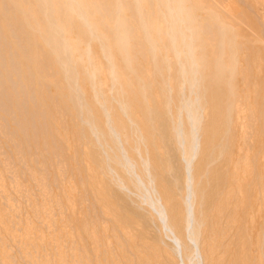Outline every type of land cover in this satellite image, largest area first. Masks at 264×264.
<instances>
[{
	"label": "bare ground",
	"instance_id": "6f19581e",
	"mask_svg": "<svg viewBox=\"0 0 264 264\" xmlns=\"http://www.w3.org/2000/svg\"><path fill=\"white\" fill-rule=\"evenodd\" d=\"M161 2L0 0V264H264V12Z\"/></svg>",
	"mask_w": 264,
	"mask_h": 264
},
{
	"label": "clouds",
	"instance_id": "9594fccd",
	"mask_svg": "<svg viewBox=\"0 0 264 264\" xmlns=\"http://www.w3.org/2000/svg\"><path fill=\"white\" fill-rule=\"evenodd\" d=\"M158 30L178 48L190 46L195 39V25L186 0H162ZM195 52V49H192Z\"/></svg>",
	"mask_w": 264,
	"mask_h": 264
},
{
	"label": "rangeland",
	"instance_id": "374dc122",
	"mask_svg": "<svg viewBox=\"0 0 264 264\" xmlns=\"http://www.w3.org/2000/svg\"><path fill=\"white\" fill-rule=\"evenodd\" d=\"M249 1L251 3H255V7L257 8V10H259L260 12H264V0H249ZM241 6L242 5H239L236 2H233V5H232V7L234 8L235 11H242L244 13L247 22L250 23V25L252 27L251 30L257 31V26H256V23L254 21L253 16L251 14H249V11H247L244 7H241ZM228 15L234 16L233 14H228ZM239 27L242 28L241 25H239ZM160 121H161V123H160L161 131H162L164 137H167V134L165 131V123H164L163 119H161ZM165 144L169 150L168 154H169L170 160L172 162L175 175L177 177H180L181 176L180 164H179V161L177 160V156H176L175 152L173 151L172 147L168 144V141L166 139H165ZM221 161H226V159L220 160V162H218L215 165L214 169L211 171V173L209 175L208 191L210 193H212L216 189V186L218 185V182L220 180V175H221L222 167H223V162H221ZM126 202L124 205L121 206L120 211L122 212L123 215H126V214L130 215V217H129L130 223L133 224V221L139 220V218L141 217V216H139V214H142V212L135 214L134 210L137 209L135 207V205L133 203L128 202V201H126ZM151 224H152L151 222H148L149 227H152ZM150 231H151V233L149 234V236L151 238L148 240V242L150 244H154V245H162L163 241H162L159 233L154 229V227H152L150 229Z\"/></svg>",
	"mask_w": 264,
	"mask_h": 264
}]
</instances>
